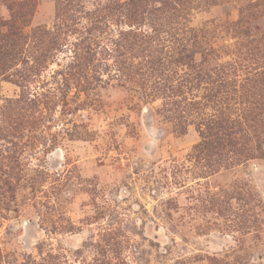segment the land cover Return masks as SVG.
Segmentation results:
<instances>
[{"label":"rangeland","instance_id":"rangeland-1","mask_svg":"<svg viewBox=\"0 0 264 264\" xmlns=\"http://www.w3.org/2000/svg\"><path fill=\"white\" fill-rule=\"evenodd\" d=\"M125 1L0 0V264H264V0Z\"/></svg>","mask_w":264,"mask_h":264},{"label":"trees","instance_id":"trees-1","mask_svg":"<svg viewBox=\"0 0 264 264\" xmlns=\"http://www.w3.org/2000/svg\"><path fill=\"white\" fill-rule=\"evenodd\" d=\"M156 3H159L160 5H157ZM165 3L166 0H128L118 7H121L122 13L126 15L128 19L127 23H132L133 25L135 23L137 24L138 21H144V19L150 14L162 10L163 6H165ZM9 35L7 34L5 36L8 37ZM4 39L5 38L0 39V61L4 59H9L10 61L16 59L18 62L25 63L27 61V58L19 55L18 47H16L18 45L8 42L2 43ZM52 48L53 46L48 45L45 49V53L40 54V56L49 55ZM38 60L39 58L37 57L32 58L30 67H23L22 70L24 69L26 71H31L33 69V66H36V64H40ZM86 67L87 62H81V69L83 71H85ZM20 78L24 79L22 76Z\"/></svg>","mask_w":264,"mask_h":264}]
</instances>
